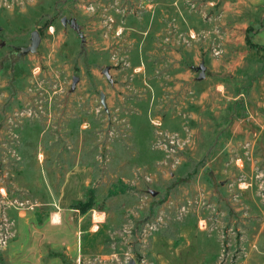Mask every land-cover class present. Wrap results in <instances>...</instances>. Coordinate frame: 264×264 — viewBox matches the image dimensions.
<instances>
[{
    "label": "rangeland",
    "instance_id": "rangeland-1",
    "mask_svg": "<svg viewBox=\"0 0 264 264\" xmlns=\"http://www.w3.org/2000/svg\"><path fill=\"white\" fill-rule=\"evenodd\" d=\"M126 1L0 0V233L68 180L57 264H264V0Z\"/></svg>",
    "mask_w": 264,
    "mask_h": 264
},
{
    "label": "crops",
    "instance_id": "crops-1",
    "mask_svg": "<svg viewBox=\"0 0 264 264\" xmlns=\"http://www.w3.org/2000/svg\"><path fill=\"white\" fill-rule=\"evenodd\" d=\"M67 183L68 180L58 192L48 191L50 198L45 204L34 203L28 209H19L13 203L3 201L4 208L13 210V216L3 218L5 230L0 233V264L4 263L1 262L2 255L6 256L8 264H57L58 257L69 255V251L73 250L70 230L74 231L75 224L73 214L69 212L70 207L63 203L68 193ZM3 197L4 193L1 195V198ZM22 203L20 205L24 206L25 203ZM43 206L49 210L48 216L39 223L41 217L39 208ZM75 233L74 237L72 236L73 240ZM49 255L56 256V261H46Z\"/></svg>",
    "mask_w": 264,
    "mask_h": 264
},
{
    "label": "water",
    "instance_id": "water-1",
    "mask_svg": "<svg viewBox=\"0 0 264 264\" xmlns=\"http://www.w3.org/2000/svg\"><path fill=\"white\" fill-rule=\"evenodd\" d=\"M66 22H69V25L70 27L75 30L79 36L81 37V41L83 42L84 38H83V35L80 33V29H79V26L78 24L76 23L75 19H71V20H67L66 18H62V24L65 25ZM39 35L37 33V31H33L31 34H30V45L28 47H26L25 49H22L20 51V56H25L27 54H34L39 46ZM107 68L103 71V74L107 75L108 77V74H107ZM196 71L199 73V76H198V80H202L204 79V76H205V66L203 63H201L197 68H196ZM78 78H74L73 79V84H75L77 82ZM100 100H101V104L104 105V96L101 95L100 97ZM207 169H205L204 172H206ZM128 264H135L133 260H131Z\"/></svg>",
    "mask_w": 264,
    "mask_h": 264
},
{
    "label": "flooded vegetation",
    "instance_id": "flooded-vegetation-1",
    "mask_svg": "<svg viewBox=\"0 0 264 264\" xmlns=\"http://www.w3.org/2000/svg\"><path fill=\"white\" fill-rule=\"evenodd\" d=\"M127 2H128V0L126 1V3H127ZM142 2H144V1H142ZM128 4H129L130 7H132V2H130V3L128 2ZM130 9H132V8H130ZM144 12H146V9H144ZM70 20H71V19H70ZM61 23H62V19H61ZM66 24H69V22H66ZM106 68L108 69V70H107V74H108L109 67H106ZM106 68H105V69H106ZM105 69H104V70H105ZM104 70H103V71H104ZM104 103H105V99H104Z\"/></svg>",
    "mask_w": 264,
    "mask_h": 264
},
{
    "label": "trees",
    "instance_id": "trees-1",
    "mask_svg": "<svg viewBox=\"0 0 264 264\" xmlns=\"http://www.w3.org/2000/svg\"><path fill=\"white\" fill-rule=\"evenodd\" d=\"M247 42H249V41H247Z\"/></svg>",
    "mask_w": 264,
    "mask_h": 264
},
{
    "label": "bare ground",
    "instance_id": "bare-ground-1",
    "mask_svg": "<svg viewBox=\"0 0 264 264\" xmlns=\"http://www.w3.org/2000/svg\"><path fill=\"white\" fill-rule=\"evenodd\" d=\"M98 219V218H97Z\"/></svg>",
    "mask_w": 264,
    "mask_h": 264
}]
</instances>
